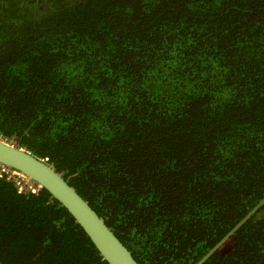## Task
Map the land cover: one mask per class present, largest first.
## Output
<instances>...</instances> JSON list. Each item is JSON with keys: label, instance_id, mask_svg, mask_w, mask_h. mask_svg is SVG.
Segmentation results:
<instances>
[{"label": "trees", "instance_id": "obj_1", "mask_svg": "<svg viewBox=\"0 0 264 264\" xmlns=\"http://www.w3.org/2000/svg\"><path fill=\"white\" fill-rule=\"evenodd\" d=\"M6 1L0 138L138 264H198L264 199V0ZM0 264L107 263L45 189L0 180ZM201 264H264V204Z\"/></svg>", "mask_w": 264, "mask_h": 264}, {"label": "water", "instance_id": "obj_2", "mask_svg": "<svg viewBox=\"0 0 264 264\" xmlns=\"http://www.w3.org/2000/svg\"><path fill=\"white\" fill-rule=\"evenodd\" d=\"M0 163L20 172L45 189L67 210L107 264H138L130 251L120 242L89 204L46 162L25 149L17 148L0 138ZM263 204L264 199L217 243L198 264H201L217 250Z\"/></svg>", "mask_w": 264, "mask_h": 264}, {"label": "built area", "instance_id": "obj_3", "mask_svg": "<svg viewBox=\"0 0 264 264\" xmlns=\"http://www.w3.org/2000/svg\"><path fill=\"white\" fill-rule=\"evenodd\" d=\"M0 179H5L7 181H13L19 188L29 187V184L26 183L23 177L16 171L2 165L0 163Z\"/></svg>", "mask_w": 264, "mask_h": 264}, {"label": "clouds", "instance_id": "obj_4", "mask_svg": "<svg viewBox=\"0 0 264 264\" xmlns=\"http://www.w3.org/2000/svg\"><path fill=\"white\" fill-rule=\"evenodd\" d=\"M3 165V164H2ZM5 166V165H4ZM7 167V166H6ZM8 168H10V167H8ZM10 169H12V168H10ZM13 170V169H12ZM14 171H16V170H14ZM16 172H18V171H16ZM22 177H23V179H24V181L26 182V183H28L29 184V187H26V188H19L17 185H16V183L15 182H13V183H15V185H16V187L19 189V190H21V191H23V192H31V193H33V194H37L38 192H39V190L40 189H43V188H41L38 184H36L34 181H32L30 178H28V177H26V176H24L23 174H21L20 172H18ZM0 180H5V179H0ZM7 181V180H6Z\"/></svg>", "mask_w": 264, "mask_h": 264}, {"label": "flooded vegetation", "instance_id": "obj_5", "mask_svg": "<svg viewBox=\"0 0 264 264\" xmlns=\"http://www.w3.org/2000/svg\"><path fill=\"white\" fill-rule=\"evenodd\" d=\"M3 1H4V0H0V4L3 3ZM12 1L15 2V1H17V0H7L6 3L8 4V6H10V4H11ZM18 5H20L19 0H18ZM45 8H46V7H45ZM0 16H2L1 13H0Z\"/></svg>", "mask_w": 264, "mask_h": 264}]
</instances>
